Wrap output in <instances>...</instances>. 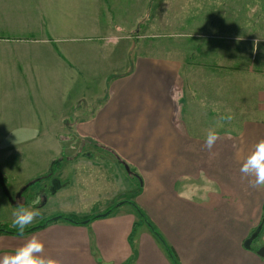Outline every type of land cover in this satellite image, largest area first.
Masks as SVG:
<instances>
[{
    "label": "crops",
    "instance_id": "0c3cea01",
    "mask_svg": "<svg viewBox=\"0 0 264 264\" xmlns=\"http://www.w3.org/2000/svg\"><path fill=\"white\" fill-rule=\"evenodd\" d=\"M149 4L0 0V139L17 136L7 122L22 110L68 133L70 116L85 113L72 90L98 78L104 96L81 120L108 138L98 149L142 177L138 192L120 193L130 203L107 216L0 231V264H174L147 222L134 226L139 209L180 264H264V32L199 35L204 47L199 39L185 50L151 21ZM27 89L42 95L26 104ZM7 201L0 184V207Z\"/></svg>",
    "mask_w": 264,
    "mask_h": 264
},
{
    "label": "rangeland",
    "instance_id": "374dc122",
    "mask_svg": "<svg viewBox=\"0 0 264 264\" xmlns=\"http://www.w3.org/2000/svg\"><path fill=\"white\" fill-rule=\"evenodd\" d=\"M236 1H239V4L235 8ZM149 2L148 17L154 23L163 22L161 32L174 35L177 43L185 50L189 48L191 50L199 39L202 40L201 46L204 47L203 37L199 35L222 37L243 33V36H247L248 33L255 35L264 32V0H149ZM224 15L227 18H234L229 20L234 23L222 24L220 19H224ZM250 19L258 22L246 24ZM242 22L245 23L242 25ZM206 42L212 45L213 62L219 63L215 58L218 56L219 45L214 44V39L212 42ZM233 60L234 58H229V66L234 65L231 62ZM78 81L79 84L75 86V91L72 90L71 95L74 97L75 92L78 94L82 92L84 97L82 107L85 113L81 116L80 114L70 116L66 122V125L70 126L68 133L61 131L56 120L28 119L32 114L25 110L19 111L15 120L7 122L14 127L12 129L18 130V134L9 139H0V169L12 198L18 205L22 203L25 205L14 206L11 200H8L0 207V228L29 229L39 225L37 223L45 218L63 214L66 217L72 215L83 219L96 215L98 209L107 201H110L108 208L116 205L117 210L122 206H118V202L126 200L123 204L125 206L130 203L126 196L132 193V189L136 188L134 192L139 191L142 177L140 178L139 172H136L138 169L129 167L128 171L126 164L116 162L108 153L98 149V146L108 138L100 134L99 127L93 121L81 120L82 116L86 118L87 113L100 104L104 96L101 89L104 81L98 78ZM25 91L27 99L21 100L26 104L37 94H41V92L35 94L28 89ZM19 92L21 94L22 90ZM51 100L57 104L63 100L58 90ZM48 125L50 134H47L48 129L45 128ZM93 129H96L99 135L93 136L95 133ZM63 133L65 135L60 137ZM2 144L14 146L16 149L7 151L9 147L3 149ZM57 157H63L64 160L55 165V171H49L53 159ZM56 178L60 180L61 186L53 192L51 187ZM33 180L34 184H29ZM121 191L127 193L126 196H122L124 194H120L123 193ZM114 194L116 196L112 199ZM132 202L137 203L133 199ZM108 208L100 211L107 212ZM257 241L258 238L254 240V244Z\"/></svg>",
    "mask_w": 264,
    "mask_h": 264
},
{
    "label": "trees",
    "instance_id": "16d2710c",
    "mask_svg": "<svg viewBox=\"0 0 264 264\" xmlns=\"http://www.w3.org/2000/svg\"><path fill=\"white\" fill-rule=\"evenodd\" d=\"M132 33H135L134 30H133ZM63 160H64L63 157H57L56 159H53V161H52V165H51V168H50L49 171H55V170H54L55 165H57L58 163H60V162L63 161ZM33 182H35V180H34ZM116 207H117L116 205H114V206H112V207H109V208L106 210V211H109L108 215L111 214V213L115 210ZM136 207H138V206H136ZM138 209H139V208H138ZM139 211H140V215H141V220H140V222L135 223L134 226L136 227V225H138V224H140V223L147 222V223L149 224V227L151 228V230H152V231H153V232H154V233H155V234L161 239V241H162V243H163V245H164V247H165L167 253L169 254V256L171 257V259L173 260V263H174V264H180L179 261H178L177 256L175 255L173 249L171 248V246H170V245L167 243V241L162 237V235L159 233V231L156 229V227L153 226V225L149 222V220H148L146 214H145L144 212H142L140 209H139ZM64 217H66V216L63 214L61 219L66 220V221H68V222H72V223L80 224V223H82L83 220L88 219L89 221H91V220L95 219V218H96V215H93V216H90V217H85V218H83V219H79V218H77V217H75V216H72V215H67V217H68L69 219H68V218H64ZM54 221H56V220H53L51 217L45 218L43 221H41V222L38 223L39 225H38L34 230H36V229H40V228H43V227H46L49 223H52V222H54ZM35 226H36V225H35ZM24 230H27V228L24 229ZM24 230H15V229H11V231H13V233H16V234H23V233H27V232H28V231L23 232Z\"/></svg>",
    "mask_w": 264,
    "mask_h": 264
},
{
    "label": "water",
    "instance_id": "95a60500",
    "mask_svg": "<svg viewBox=\"0 0 264 264\" xmlns=\"http://www.w3.org/2000/svg\"><path fill=\"white\" fill-rule=\"evenodd\" d=\"M126 168H127L128 171H130L128 165H126ZM0 184H1V186H2L3 191H4L5 194L8 196V198H9L10 200H12V196H11L10 193H9L8 187H7L6 183H5L4 174H3V172L1 171V169H0ZM60 186H61V182H60V180H59L58 178H56V179L53 180V185H52V187H51V190H52L53 192H55V191H57V190L60 188ZM125 202H126V200H122V201L118 202L117 205H118V206H119V205H123ZM108 213H109V211L104 212V213H100V214H97L96 217H104V216H107ZM61 218H62V215H57V216H54L52 219H53V220H58V219H61ZM64 218H68V217H64ZM68 219H69V218H68ZM88 221H89V220L86 219V220H83L82 223H87ZM37 226H38V225L33 226V227H31V228H29V229H27V230H24L23 232H25V231H28V232H29V231H32V230H34ZM261 229H262V225L259 226V227H258V228H257L252 234H251V236H250L249 238H247V240L245 241V245H246V246H248V247L251 246V243L253 242V240H255V239L258 237V235H259ZM0 231H4V232H8V233H13V231L8 230V229H6V228H0ZM258 253H259L261 256L264 257V246H262V247L259 248Z\"/></svg>",
    "mask_w": 264,
    "mask_h": 264
},
{
    "label": "flooded vegetation",
    "instance_id": "af4514ba",
    "mask_svg": "<svg viewBox=\"0 0 264 264\" xmlns=\"http://www.w3.org/2000/svg\"><path fill=\"white\" fill-rule=\"evenodd\" d=\"M33 181H34V180H33ZM33 181H31L29 184H34ZM1 188H2V186H1ZM6 196H7V195H6ZM21 196H22V195H21ZM7 198H8V196H7ZM8 200L10 201L9 198H8ZM15 201H16V200H14V199L12 198V200H11L10 202H11L12 205H14V206H18V207H19V206H24V205H25V204H23V203L20 204V205H18V203H16ZM43 220H44V219H43ZM43 220H42V221H43ZM40 222H41V221H40ZM37 224H38V223H37ZM27 229H28V228H27Z\"/></svg>",
    "mask_w": 264,
    "mask_h": 264
}]
</instances>
